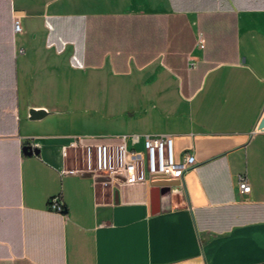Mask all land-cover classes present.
<instances>
[{"label":"crops","instance_id":"1","mask_svg":"<svg viewBox=\"0 0 264 264\" xmlns=\"http://www.w3.org/2000/svg\"><path fill=\"white\" fill-rule=\"evenodd\" d=\"M106 68L150 105L140 135L193 155L180 179L66 172ZM262 119L264 0H0V264H264Z\"/></svg>","mask_w":264,"mask_h":264},{"label":"built area","instance_id":"2","mask_svg":"<svg viewBox=\"0 0 264 264\" xmlns=\"http://www.w3.org/2000/svg\"><path fill=\"white\" fill-rule=\"evenodd\" d=\"M14 33L20 32L17 19L13 20ZM37 147V146H36ZM71 156L78 165L66 172L87 174L99 184L137 185L146 182V175H168L180 179L195 166V159L185 153L177 159L174 139L170 135H117L106 138L76 137L61 149L64 159ZM65 172V171H64ZM240 193H249L245 177L238 178ZM49 209L62 212L57 197L48 202Z\"/></svg>","mask_w":264,"mask_h":264},{"label":"rangeland","instance_id":"3","mask_svg":"<svg viewBox=\"0 0 264 264\" xmlns=\"http://www.w3.org/2000/svg\"><path fill=\"white\" fill-rule=\"evenodd\" d=\"M139 85L135 84L136 90ZM125 87L126 83L113 78L107 68L99 73L85 72L83 104H79L78 113L73 116L79 137L140 135L141 129L148 125L142 118V110L151 108L138 93L126 92ZM69 108L75 109L71 105Z\"/></svg>","mask_w":264,"mask_h":264},{"label":"water","instance_id":"4","mask_svg":"<svg viewBox=\"0 0 264 264\" xmlns=\"http://www.w3.org/2000/svg\"><path fill=\"white\" fill-rule=\"evenodd\" d=\"M46 114L47 113L44 110L30 109L28 116L30 120H39L43 118ZM263 127H264V119L260 121L258 128H263ZM22 151L24 155H28V156L33 153V150L30 147H24Z\"/></svg>","mask_w":264,"mask_h":264}]
</instances>
